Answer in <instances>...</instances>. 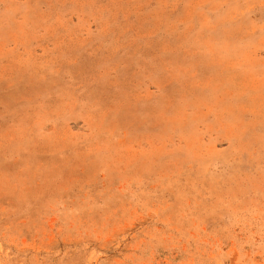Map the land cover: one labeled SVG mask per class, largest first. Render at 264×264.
<instances>
[{
  "label": "rangeland",
  "instance_id": "rangeland-1",
  "mask_svg": "<svg viewBox=\"0 0 264 264\" xmlns=\"http://www.w3.org/2000/svg\"><path fill=\"white\" fill-rule=\"evenodd\" d=\"M0 264H264V0H0Z\"/></svg>",
  "mask_w": 264,
  "mask_h": 264
}]
</instances>
